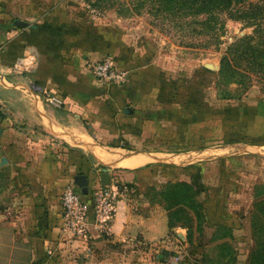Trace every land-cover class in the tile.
<instances>
[{
    "label": "rangeland",
    "instance_id": "1",
    "mask_svg": "<svg viewBox=\"0 0 264 264\" xmlns=\"http://www.w3.org/2000/svg\"><path fill=\"white\" fill-rule=\"evenodd\" d=\"M30 1L38 15L61 5L62 15L57 16L61 24L66 17L63 32L76 41L81 37L84 46L96 51L88 65L110 57L126 73L122 90L147 97L141 106L133 102L119 106L121 118L129 115L126 107L148 118L134 121L138 132L134 137L126 136L131 144H138L126 147L117 141L118 147L154 155L152 163L143 168L153 165L163 174L164 183L151 191L162 197L177 236L151 244L131 243L126 246L125 260L121 257L118 264L121 260L126 264H264V147L247 145L264 144V139H235L238 109L245 105L264 109V11L253 22L257 26L230 16L228 10L214 13L213 30L200 33L199 25L191 24L195 31L186 24L193 18L156 16L149 10L150 3ZM244 3L264 7V0ZM30 26L28 23L26 27ZM19 58L12 61L10 73L32 75V71L14 70ZM96 82L104 90L109 87ZM35 84L32 91L38 90ZM195 114L212 118L210 133L200 122L191 124ZM1 116L0 109V126L7 122ZM188 132L191 142L186 141ZM67 150V161L74 165V154H69V147ZM75 158L77 166L82 161L79 170L88 184L107 170L86 150L77 151ZM10 173L0 169V222L8 209ZM154 244L157 247L151 249Z\"/></svg>",
    "mask_w": 264,
    "mask_h": 264
},
{
    "label": "crops",
    "instance_id": "2",
    "mask_svg": "<svg viewBox=\"0 0 264 264\" xmlns=\"http://www.w3.org/2000/svg\"><path fill=\"white\" fill-rule=\"evenodd\" d=\"M60 7L38 15L30 0H0V109L1 119L7 121L0 126V169L11 172L8 209L0 222V264H118L131 243L151 244L177 236L162 197L151 191L164 183L163 174L153 165L143 168L154 155L129 152L109 142L126 144L127 134L138 128L132 123L148 118L129 107V115L121 118L119 106L130 102L141 106L147 97L122 90L125 85L100 87L87 67L96 51L84 46L81 37L76 41L63 32L67 21L65 16L64 25L58 20ZM12 18L35 28L16 27ZM30 50L37 54L33 74L10 73L12 61ZM34 84L37 91L31 89ZM246 106L235 116V133L243 137L237 140L264 139V109ZM211 119L202 124L207 133ZM247 145L264 147L258 142ZM67 147L74 165L67 161ZM83 150L107 167L110 185L122 194L110 233L91 230L87 241L65 231L60 201L63 188L82 174V161L77 166L75 154ZM98 183L89 180L88 190Z\"/></svg>",
    "mask_w": 264,
    "mask_h": 264
},
{
    "label": "built area",
    "instance_id": "3",
    "mask_svg": "<svg viewBox=\"0 0 264 264\" xmlns=\"http://www.w3.org/2000/svg\"><path fill=\"white\" fill-rule=\"evenodd\" d=\"M20 58L17 59L14 70L33 71L35 69L37 54L34 50L27 51ZM87 67L94 79L107 85L122 87L127 82L126 73L119 70L110 57L91 63ZM43 95L46 96L45 93ZM121 198L119 189L112 185L101 187L98 183L94 189L82 195L73 182L68 183L60 194L61 216L65 231L72 238L81 241H87L90 238L91 230L100 235H108ZM152 247L155 248L157 245H150L151 249Z\"/></svg>",
    "mask_w": 264,
    "mask_h": 264
},
{
    "label": "trees",
    "instance_id": "4",
    "mask_svg": "<svg viewBox=\"0 0 264 264\" xmlns=\"http://www.w3.org/2000/svg\"><path fill=\"white\" fill-rule=\"evenodd\" d=\"M131 1V0H130ZM244 1L246 0H134L133 3L136 4V6H144L147 3H150V8L149 10L154 14V15H164L166 17L171 18V20H179L183 18H193V20L188 21V26H192L191 29L195 28V31L197 30L196 27H194L191 24L199 25L201 27V32H204V29H208V31H212L215 23H216V18L214 13L222 12L223 10H228L230 16H236L237 18H241L243 20H247L248 25L254 24L257 26L256 18L258 16V13L260 11H264L263 6H258V5H252L250 3L245 4ZM132 3V2H131ZM240 6V7H238ZM242 7V8H241ZM245 8V11H242V9ZM234 10V12H237L239 14L235 15L233 12L230 10ZM214 14V15H213ZM204 15L205 19L203 20H197L196 17ZM175 18V19H173ZM258 22V21H257ZM258 33H262L263 31L260 28V25H258ZM261 44H264V38L261 41ZM263 52V51H261ZM155 116V115H154ZM208 116H203L199 117L198 114H195L193 118L191 119V124L200 122L202 124H205L209 118ZM156 119L153 116L150 117V119ZM207 118V119H206ZM186 122H188L186 120ZM189 123V122H188ZM137 128L131 129L130 136H135V133H137ZM189 132L186 135V141H191L188 140ZM192 136L195 135L191 134ZM236 135V133H235ZM243 137L237 136L235 139H240ZM243 140V139H242ZM246 142H251V140L244 139ZM115 140L109 141L112 146L118 147L119 143ZM134 143V142H133ZM254 143V142H252ZM130 142L126 138V144L124 146L130 147ZM132 145V144H131ZM118 170L115 169L113 170V175L116 177V174ZM127 184V183H126ZM170 226L172 224L169 221ZM173 227V226H172Z\"/></svg>",
    "mask_w": 264,
    "mask_h": 264
},
{
    "label": "water",
    "instance_id": "5",
    "mask_svg": "<svg viewBox=\"0 0 264 264\" xmlns=\"http://www.w3.org/2000/svg\"><path fill=\"white\" fill-rule=\"evenodd\" d=\"M27 24H28L27 22L20 20H15L13 22V25L18 27H26ZM32 28H35V26H32ZM128 112L132 113L133 111L128 109ZM1 132H2V128L0 127V134ZM98 177H99V185L101 187L110 185V180L112 176L108 171L105 170L101 171L100 173H98ZM73 182L79 188L80 193L82 195H86L88 193V178L85 175L83 174L75 175L73 178Z\"/></svg>",
    "mask_w": 264,
    "mask_h": 264
}]
</instances>
